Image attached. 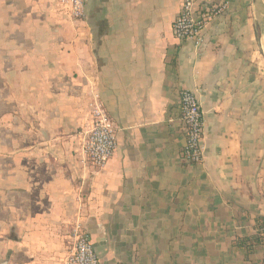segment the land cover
Listing matches in <instances>:
<instances>
[{
    "label": "crops",
    "instance_id": "0c3cea01",
    "mask_svg": "<svg viewBox=\"0 0 264 264\" xmlns=\"http://www.w3.org/2000/svg\"><path fill=\"white\" fill-rule=\"evenodd\" d=\"M185 0H0V264H63L77 225L100 264H261L264 34L228 3L199 51L172 30ZM264 2V0H263ZM63 11V12H62ZM205 116L204 161L182 158L180 92ZM118 127L102 171L79 158L92 94Z\"/></svg>",
    "mask_w": 264,
    "mask_h": 264
},
{
    "label": "built area",
    "instance_id": "2783aa9c",
    "mask_svg": "<svg viewBox=\"0 0 264 264\" xmlns=\"http://www.w3.org/2000/svg\"><path fill=\"white\" fill-rule=\"evenodd\" d=\"M87 2L58 0L73 21H81L86 17ZM227 10V2L198 3L197 0H185L173 23V34L180 41H192L196 49L201 51L207 43L205 35L208 27ZM92 96L90 124L81 135L79 158L88 169L102 171L116 153L118 127L101 103L99 95L94 93ZM180 106L186 131L182 158L189 165H201L204 161L206 131L201 103L195 93L182 90ZM71 239L70 251L63 264H100L91 235L85 227L77 225Z\"/></svg>",
    "mask_w": 264,
    "mask_h": 264
},
{
    "label": "trees",
    "instance_id": "16d2710c",
    "mask_svg": "<svg viewBox=\"0 0 264 264\" xmlns=\"http://www.w3.org/2000/svg\"><path fill=\"white\" fill-rule=\"evenodd\" d=\"M260 33V28L258 27ZM255 229L257 234L253 237L241 239L238 241V246L246 248V252L250 254L257 246H264V217H258L256 220ZM261 264H264V259Z\"/></svg>",
    "mask_w": 264,
    "mask_h": 264
},
{
    "label": "water",
    "instance_id": "95a60500",
    "mask_svg": "<svg viewBox=\"0 0 264 264\" xmlns=\"http://www.w3.org/2000/svg\"><path fill=\"white\" fill-rule=\"evenodd\" d=\"M254 5L259 28L264 34V2L263 0H254Z\"/></svg>",
    "mask_w": 264,
    "mask_h": 264
},
{
    "label": "rangeland",
    "instance_id": "374dc122",
    "mask_svg": "<svg viewBox=\"0 0 264 264\" xmlns=\"http://www.w3.org/2000/svg\"><path fill=\"white\" fill-rule=\"evenodd\" d=\"M63 12V11H62Z\"/></svg>",
    "mask_w": 264,
    "mask_h": 264
}]
</instances>
